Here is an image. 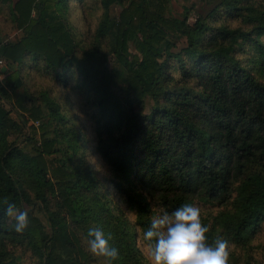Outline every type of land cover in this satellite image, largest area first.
<instances>
[{"label":"trees","instance_id":"1","mask_svg":"<svg viewBox=\"0 0 264 264\" xmlns=\"http://www.w3.org/2000/svg\"><path fill=\"white\" fill-rule=\"evenodd\" d=\"M71 1L86 2L0 0L22 33L0 41V264H16L18 249L35 264H101L90 227L110 234L116 264H149L143 232L183 203L200 207L210 240L229 241V264H262L249 250L264 234V0H212L191 26L166 17L168 0H98L88 43L62 14ZM175 35L186 39L178 54ZM26 60L50 82L36 96L19 69ZM42 108L52 130L27 138V155L9 137ZM9 204L28 213L21 233Z\"/></svg>","mask_w":264,"mask_h":264},{"label":"rangeland","instance_id":"2","mask_svg":"<svg viewBox=\"0 0 264 264\" xmlns=\"http://www.w3.org/2000/svg\"><path fill=\"white\" fill-rule=\"evenodd\" d=\"M216 2H212V0H168L165 4V15L170 16L172 18H176L178 20H182L184 17H187V25H193L197 17L205 16L210 9L215 5ZM188 9V11H185ZM121 10V8L116 7L110 11L111 16H116V14ZM103 11L99 5L98 0H86L84 5L79 4L77 1H71L69 3V9L67 12L62 13L65 16L67 23L69 24L72 32L74 33L76 38L81 39L83 42L88 43L92 37V34L95 31V28L100 20ZM110 16V17H111ZM22 33L16 29L14 19L10 15L7 6H0V41L2 43L17 42ZM169 43V52L173 54H178L182 49L186 47V39L182 35L170 36L167 40ZM162 52L164 53L165 44L161 47ZM129 52L130 54H135L133 43H129ZM1 59V58H0ZM2 60V59H1ZM162 61V60H160ZM115 59L113 56H110L108 61V66H114ZM34 64L26 60L25 63L19 66L21 70V76L24 81V86L28 90L29 94L33 96L39 95V92L43 90H47L50 82L48 79L42 77L40 73H38L35 68H33ZM3 67L5 68L4 62ZM4 77L0 76V81L3 82ZM70 98L72 103L74 102V94H70ZM40 105V103H39ZM42 105V104H41ZM40 105V106H41ZM7 109L9 106H6ZM42 107V106H41ZM74 112H76L75 105L73 106ZM43 116L38 122L28 123L23 132L20 134H13L9 137L10 143H16L19 147L23 148V153L27 155H32V152L29 148L26 147V143L29 144V141H26L27 138H32L33 142L30 145H34V141H39L40 136V127H43L44 131L52 130L51 123L49 124L47 114L44 112L42 108ZM19 112L15 109L11 110V117L16 121L22 120V115L18 114ZM25 114V118H26ZM82 122L85 124L86 121L83 119ZM88 129V128H87ZM89 130V129H88ZM88 132V131H87ZM49 137H52V134H49ZM88 142H92V136L88 134L87 138ZM56 162L60 163L62 153L56 152L51 156ZM91 165L95 169H99L100 173H102V165L100 161H96L94 158H90ZM251 251L256 260H259L262 264H264V234H260L256 237L255 242L250 244ZM248 250V249H245ZM15 261L16 264H35L36 261L34 256L30 251H25L23 249H18L15 251ZM147 255V251H145ZM102 264V261H100Z\"/></svg>","mask_w":264,"mask_h":264},{"label":"clouds","instance_id":"3","mask_svg":"<svg viewBox=\"0 0 264 264\" xmlns=\"http://www.w3.org/2000/svg\"><path fill=\"white\" fill-rule=\"evenodd\" d=\"M14 219V230L23 232L29 224L27 211L9 204L5 210ZM209 226L202 222L201 209L183 203L172 212H163L151 220L143 232L149 264H229L232 245L223 237L209 239ZM111 236L101 227L87 230L88 251L103 258L102 264H116L120 250L110 244Z\"/></svg>","mask_w":264,"mask_h":264},{"label":"built area","instance_id":"4","mask_svg":"<svg viewBox=\"0 0 264 264\" xmlns=\"http://www.w3.org/2000/svg\"><path fill=\"white\" fill-rule=\"evenodd\" d=\"M3 68V60L0 59V70Z\"/></svg>","mask_w":264,"mask_h":264},{"label":"water","instance_id":"5","mask_svg":"<svg viewBox=\"0 0 264 264\" xmlns=\"http://www.w3.org/2000/svg\"><path fill=\"white\" fill-rule=\"evenodd\" d=\"M5 70H6V69L3 67V68L1 69V72H3V73H4V72H5Z\"/></svg>","mask_w":264,"mask_h":264}]
</instances>
